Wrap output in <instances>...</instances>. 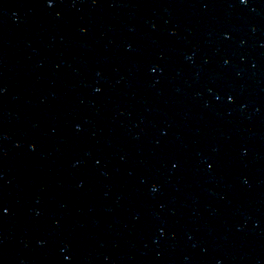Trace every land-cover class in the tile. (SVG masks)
I'll use <instances>...</instances> for the list:
<instances>
[{
  "label": "water",
  "instance_id": "obj_1",
  "mask_svg": "<svg viewBox=\"0 0 264 264\" xmlns=\"http://www.w3.org/2000/svg\"><path fill=\"white\" fill-rule=\"evenodd\" d=\"M245 108L264 181V0H225Z\"/></svg>",
  "mask_w": 264,
  "mask_h": 264
},
{
  "label": "clouds",
  "instance_id": "obj_2",
  "mask_svg": "<svg viewBox=\"0 0 264 264\" xmlns=\"http://www.w3.org/2000/svg\"><path fill=\"white\" fill-rule=\"evenodd\" d=\"M241 2L243 3L244 2V0H241ZM155 189H153V191H154Z\"/></svg>",
  "mask_w": 264,
  "mask_h": 264
}]
</instances>
